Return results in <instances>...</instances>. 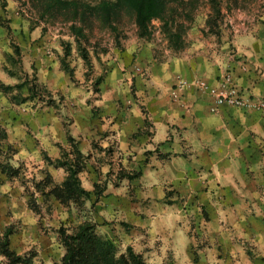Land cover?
Returning <instances> with one entry per match:
<instances>
[{
  "label": "rangeland",
  "instance_id": "374dc122",
  "mask_svg": "<svg viewBox=\"0 0 264 264\" xmlns=\"http://www.w3.org/2000/svg\"><path fill=\"white\" fill-rule=\"evenodd\" d=\"M0 1L38 29L41 60L47 52L54 58L50 89L10 40L17 77L14 85L0 81V264H63V234L85 225L115 259L264 264V234L252 245L238 224L213 228L197 174L174 158L160 162L180 154L150 146L154 132L148 119L140 125L145 107L135 85L128 93L119 78L106 83L128 44L158 63H227L235 37L264 25V0H218L219 17L209 0H170L166 20L154 21L146 36L119 0Z\"/></svg>",
  "mask_w": 264,
  "mask_h": 264
},
{
  "label": "crops",
  "instance_id": "0c3cea01",
  "mask_svg": "<svg viewBox=\"0 0 264 264\" xmlns=\"http://www.w3.org/2000/svg\"><path fill=\"white\" fill-rule=\"evenodd\" d=\"M1 20L7 21L9 28L0 24V81L16 83V69L9 63L14 55L10 40L15 38L22 53L39 68L40 82L53 88L54 82L48 79L54 76L50 71L54 58L47 52L41 60L38 29H31L2 1ZM235 38V55L227 63L216 59L201 65L183 59L175 63L143 60L147 57L144 49L134 50L128 44L119 51L123 58L112 63L106 83L115 80L117 84L119 78L128 93L129 85H135L136 97L145 107L144 117L138 116L140 125L148 119L154 132L150 146H157L160 155L180 154L161 157L160 162L174 158L188 164L191 174H197L199 190L207 196L212 213V227L224 230L238 224L243 236L258 245L264 234V108L252 103L264 102V25ZM227 66L228 74L252 103L241 108L215 105L210 90L224 78ZM131 111L134 117L138 115V110ZM23 114L29 121L36 117L30 112ZM49 117L46 113L45 118ZM50 121L51 117L47 123Z\"/></svg>",
  "mask_w": 264,
  "mask_h": 264
},
{
  "label": "trees",
  "instance_id": "16d2710c",
  "mask_svg": "<svg viewBox=\"0 0 264 264\" xmlns=\"http://www.w3.org/2000/svg\"><path fill=\"white\" fill-rule=\"evenodd\" d=\"M169 1L170 0H119V3L132 12L135 25L141 33L140 35L146 36L149 33L150 25L154 21L163 22L166 20V15L169 13ZM209 1L212 4L214 13L219 17L222 11L219 1ZM190 2L192 3V0H190ZM103 4L104 8L109 7L108 3ZM183 6L186 7L187 5L183 4ZM106 12L108 16L111 13L109 9H107ZM72 29L77 33L80 31L76 30L75 26H73ZM0 131H2V129H0ZM73 178H75V181L79 184L75 172ZM79 190H81V188H79ZM81 192L84 195H90L84 190H81ZM63 242L67 248V254L63 264H143L135 255H132L130 258L123 257L115 259L111 254L110 247L106 243L91 237V229L87 225L83 226L79 232L74 235L63 234Z\"/></svg>",
  "mask_w": 264,
  "mask_h": 264
},
{
  "label": "built area",
  "instance_id": "2783aa9c",
  "mask_svg": "<svg viewBox=\"0 0 264 264\" xmlns=\"http://www.w3.org/2000/svg\"><path fill=\"white\" fill-rule=\"evenodd\" d=\"M220 81L221 82L217 87L210 90L217 107L228 105L235 108H241L248 103H252L251 99L245 96L244 92L239 88L230 75L225 76ZM252 105L264 108V102H256L252 103Z\"/></svg>",
  "mask_w": 264,
  "mask_h": 264
}]
</instances>
